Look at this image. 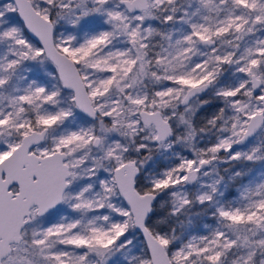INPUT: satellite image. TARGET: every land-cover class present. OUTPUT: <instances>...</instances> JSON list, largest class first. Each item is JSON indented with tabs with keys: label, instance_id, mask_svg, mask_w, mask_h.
Instances as JSON below:
<instances>
[{
	"label": "snow or ice",
	"instance_id": "snow-or-ice-1",
	"mask_svg": "<svg viewBox=\"0 0 264 264\" xmlns=\"http://www.w3.org/2000/svg\"><path fill=\"white\" fill-rule=\"evenodd\" d=\"M0 264H264V0H0Z\"/></svg>",
	"mask_w": 264,
	"mask_h": 264
}]
</instances>
